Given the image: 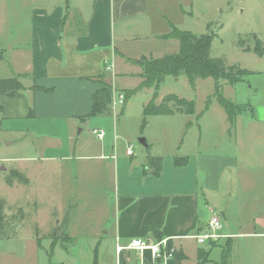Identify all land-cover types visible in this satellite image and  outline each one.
Wrapping results in <instances>:
<instances>
[{"label":"crops","instance_id":"1","mask_svg":"<svg viewBox=\"0 0 264 264\" xmlns=\"http://www.w3.org/2000/svg\"><path fill=\"white\" fill-rule=\"evenodd\" d=\"M190 1L37 0L36 2V0H13L9 10L15 25L13 30L17 35L14 43L12 40L14 32L12 33L7 19L8 10L3 0H0V61L7 62L9 66L5 70V75L0 78L16 77L22 85L12 96L0 95V115L2 116L0 124H4L5 130L9 133L20 130L32 136L40 135V137L34 136L32 142H36L40 150L41 162L37 169L41 177L50 180L56 175L59 166L63 168L61 162L69 158L58 155V151L64 149H69L72 154L74 151L85 152L80 154L83 156L74 158H93L97 161V169H99L100 161L103 160L102 164H105L106 169L115 171L116 162L118 163L117 134L110 133V135L104 131L103 138L93 141L97 143L94 146L79 140L85 128L88 132L92 128L100 127L107 130L102 124L105 117L86 116L93 103L92 94L102 86L99 82L100 75H103L102 79L112 86V94L120 88L124 91L138 87L142 81L143 69L134 64L131 59H139L143 56L150 58L144 53L139 54L141 49L138 43L175 41L176 38L165 39L161 35L168 33L172 26L177 27L178 20L192 15L188 12L191 7ZM63 17L64 21L61 23ZM252 47L253 45L241 49L246 52H255ZM107 66H110V69H107ZM244 68L252 71V74L262 73L249 67ZM118 76L125 79L135 77L139 83L133 88L118 87L116 83ZM248 76L244 78L245 81ZM223 83L226 84V88L230 85L227 81H222V88ZM234 85L236 86L234 91H236L241 83ZM250 89L257 88L253 84L245 87L246 91ZM232 102L237 103L235 100ZM245 104L248 107L237 113L231 124L227 119L226 111L222 108L225 111L223 118L228 122L229 126L226 125L233 139V145L239 150L230 154L207 149L206 151L198 150L195 156L183 157L180 164H175V157L173 158L171 171L176 174L174 182L176 178L185 179L183 169L192 167L195 171L198 179L196 177V187L192 191L187 193L170 190L143 192L141 189L147 177L153 179L154 173L149 174L147 167L141 165L143 170L140 172L142 178H145L144 183L142 184L141 180L136 178L131 185V181L128 182L118 202L120 213L116 222L114 249L104 246L107 239L112 241L108 237L107 230H103L106 233L103 237L96 235L88 238L76 236L64 230L68 244L67 246L56 244L64 250L65 255L55 263L134 264L136 252L117 253L115 247L119 240L123 241L120 244H126L133 238L155 242L168 236L178 250L171 264H198L200 250L206 252L205 259H201L200 262L210 260L208 254L216 246L221 248L219 258L221 259L224 244L232 245L233 238L253 233L260 235L261 233L257 231L243 233L239 228L238 231L230 229L226 222H223V230L231 234L230 239L223 237L215 241L216 243L198 245L195 238L190 237L194 233L203 231L211 213H217L223 218L222 213L227 209L228 204V200H225L223 195L230 196L231 193L222 194V177L227 169L238 168L237 153L242 148V144L244 150H249L248 155L253 154L257 162L252 165H239L240 168L247 169V174L250 175L251 168L264 166V105L250 101ZM30 110L32 115H29ZM200 115L201 113L196 115V121L200 120ZM198 125L201 131V125ZM185 126L187 130H190L193 127L192 121H186ZM40 127L51 133L46 134L49 135L46 136V140L51 141L42 140L45 134L42 135ZM38 139H40L39 142ZM153 157L159 158V156ZM26 168L27 166H22L23 170ZM12 169L19 171L18 168ZM162 170L164 171L163 158L160 172L155 176L156 182L153 186L164 177L163 173L160 178ZM51 174L55 175L52 177ZM25 177L29 179L28 176ZM26 183H29V180ZM260 188L264 190V185ZM254 199L260 202V210L263 211L264 216V192L256 195ZM187 239L195 240L193 252L189 254L184 246ZM91 242H94L92 247H90ZM56 246H53L52 253ZM232 249L233 245L228 255H231ZM217 262L222 264L219 260Z\"/></svg>","mask_w":264,"mask_h":264},{"label":"rangeland","instance_id":"2","mask_svg":"<svg viewBox=\"0 0 264 264\" xmlns=\"http://www.w3.org/2000/svg\"><path fill=\"white\" fill-rule=\"evenodd\" d=\"M12 2L13 0H3L8 10L7 19L12 33L14 32L12 40L15 43L17 35L13 30L15 25L9 10ZM190 6L188 12L192 15L178 20L179 29L189 30L198 36L208 30L213 31L215 37L210 47L211 57L222 58L225 65L238 64L242 68L249 67L262 72L249 74L247 81L240 82L241 86H238L239 89L236 91L235 85L233 88L230 85L226 88L224 82L223 95L243 105V108L248 107L245 103L249 101L264 105V54L258 56L253 51L246 52L241 49L251 47L256 40L260 41L262 47L264 46V0H191ZM138 44L141 49L139 54L144 53L151 58L173 53L177 50L179 41L175 39L166 43L158 41ZM6 68H9L7 62L0 61V77L5 75ZM118 77L116 81L118 87L133 88L139 83L135 77L129 79ZM161 81L155 91L157 104L164 95L176 94L187 100H194L195 114L189 116L175 111L173 114L149 115L142 125L144 104L154 94L153 88L144 87L137 89L125 104L117 105L110 114L97 116L106 118L102 123L107 128L103 129L104 131L118 135L116 139L118 163L116 162L115 171L106 169L105 164H102L103 160L97 169V161L93 158H74L83 156L80 154L85 152L74 151L72 154L69 149H64L58 151V155L68 156L69 159L62 162L59 160L63 168L59 166L56 175L51 174L52 177L55 175L54 178L46 180L38 174L40 150L36 142H32L34 136L40 135L32 136L20 130L9 133L5 130V125L0 124V199L4 201L5 221L0 231V264H50V262L57 264L55 262H58L65 253L56 244L59 243L61 246L68 244L64 230L86 238L96 235L103 237L106 234L103 230H107L112 241L107 239L104 246L112 249L120 213L119 199L128 182L131 181V185L136 178L144 183L145 178H142L140 172L143 170L142 166L147 167L149 174L154 173L153 179L147 177L141 189L143 192L170 190L187 193L196 187V173L192 167L183 169L185 179L176 178L174 182L176 174L171 171L174 157L195 156L198 150L206 149L227 154L239 150L234 147L227 129L228 122L223 118L225 111L214 97H211V103L205 109L206 99L212 95L214 89V80L211 77L196 78L193 87L182 72L174 77L166 75ZM249 84H253L257 89L246 91L245 87ZM115 92H121L125 97V90L122 91L120 88ZM168 107L174 110L173 103H169ZM198 113H201V118L196 121ZM1 117L0 115V119ZM188 120L192 121L193 127L190 130L185 126ZM198 124L201 125V131ZM39 130L42 131V135L45 134L42 140L51 141L46 140V136H49L46 134L51 133L43 127ZM139 138H144L148 145H142L138 141ZM79 140L94 146L97 143L93 141L96 142L98 138L85 128ZM128 144L132 145L131 156L125 154V146ZM241 146L237 153L238 168L227 169L222 177V194L231 193L230 196L223 195L228 204L222 213V220L230 229L236 231L240 229L243 233L257 231L261 234L253 233L233 238L231 255L226 256L225 261L222 260L223 257L219 259L221 248L216 246L208 254L210 260L203 262L198 260V264H220L218 260L222 264H264V216L260 210V202L254 199L256 195L264 192L260 188L264 185V166L251 168L250 175L247 174V169H241V165H252L257 162L255 156L248 155L249 150H244L243 144ZM147 155L163 158L164 171H161L160 178L164 173V179L162 178L155 186L154 178L157 174L154 167L148 164ZM22 166L27 168L23 170ZM12 168H18L28 176L29 183L23 184L14 180L11 186L7 185L5 180ZM122 242L119 240L118 243ZM51 244L56 246L53 253ZM93 245L94 242H91L90 247ZM194 245V239L185 241L184 246L188 254L193 252ZM224 245L222 254L224 252L227 255L232 245L228 243Z\"/></svg>","mask_w":264,"mask_h":264},{"label":"trees","instance_id":"3","mask_svg":"<svg viewBox=\"0 0 264 264\" xmlns=\"http://www.w3.org/2000/svg\"><path fill=\"white\" fill-rule=\"evenodd\" d=\"M64 21V17L61 23ZM163 38H176L179 41V48L173 53L165 54L158 58H147L143 56L139 59H131L134 64L142 67L143 72L141 74V84L134 88L125 90L126 100L137 89L144 86L153 87L154 94L152 98L143 107V120L142 125L145 123L146 117L149 115H160L162 113L173 114L175 111L185 113L187 115L194 114V100L177 96L176 94H166L162 100L157 104L155 102V91L159 88L161 80L166 75L177 76L181 72L185 74L187 81L193 87L196 78L211 77L214 80V89L211 96H208L205 102V108L208 107L211 97H214L217 102L227 113V119L231 124L234 116L244 110L243 105L233 103L226 98L222 93V80L227 81L230 85L245 81L244 77L253 72L249 69L240 67L238 64L225 65L223 59L213 58L210 55V47L215 37L214 32L208 30L201 35H194L191 31L180 30L175 26H172L171 30L161 35ZM252 49L259 55H263L264 46H261L259 40H256ZM103 75H100L99 82L102 86L92 94L93 103L86 116H100L103 114L111 113L112 102V87L109 83H106L102 79ZM22 85H20L16 77L0 78V95L12 96L14 95ZM169 103L174 104V110L168 107ZM29 115H32V110L29 111ZM147 161L150 166L154 167V172L159 174L162 157L157 158L153 156H147ZM183 157L176 156L174 158L175 164H180ZM14 180L20 183L26 184L27 177L20 173L16 169H12L9 176L6 177L7 185L11 186ZM4 201L0 199V231L5 225L4 221ZM1 237V236H0ZM67 238V236H66ZM230 239V237L226 238ZM213 243V242H212ZM39 246V241H37ZM51 246H53L51 244ZM53 248V247H52ZM51 248V249H52ZM53 250V249H52ZM52 253V251H51ZM224 254V252H223ZM222 254V260L225 259L226 253ZM206 252L200 250L198 252L199 259H205ZM225 261V260H224ZM50 264H53L50 262ZM225 264V263H223Z\"/></svg>","mask_w":264,"mask_h":264},{"label":"built area","instance_id":"4","mask_svg":"<svg viewBox=\"0 0 264 264\" xmlns=\"http://www.w3.org/2000/svg\"><path fill=\"white\" fill-rule=\"evenodd\" d=\"M106 68L110 69V66ZM112 98V110L117 105H123L126 101V98L121 92H114ZM91 132L99 140L105 134L102 128H93ZM125 151L126 154L131 155L133 152L132 145L128 144ZM190 237H194L198 245H208V243L215 242L223 237H231V234L224 232L221 216L213 212L210 214L203 231L194 233ZM115 248L117 253L122 251L136 252L134 264H171V260L178 254L177 248L171 242V237L168 236H164L155 242H147L141 238H133L126 244H116Z\"/></svg>","mask_w":264,"mask_h":264},{"label":"water","instance_id":"5","mask_svg":"<svg viewBox=\"0 0 264 264\" xmlns=\"http://www.w3.org/2000/svg\"><path fill=\"white\" fill-rule=\"evenodd\" d=\"M138 141L144 146L148 145L144 138H139ZM2 168H3V166H2Z\"/></svg>","mask_w":264,"mask_h":264}]
</instances>
